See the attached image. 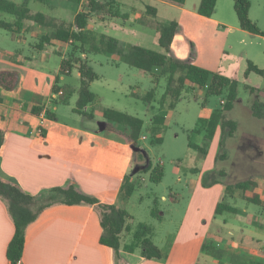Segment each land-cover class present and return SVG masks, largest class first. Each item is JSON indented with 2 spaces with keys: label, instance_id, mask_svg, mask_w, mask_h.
I'll return each mask as SVG.
<instances>
[{
  "label": "crops",
  "instance_id": "crops-1",
  "mask_svg": "<svg viewBox=\"0 0 264 264\" xmlns=\"http://www.w3.org/2000/svg\"><path fill=\"white\" fill-rule=\"evenodd\" d=\"M162 1L167 7L186 12L184 9L185 3L178 5ZM199 3L200 0H198V5ZM249 3V18L258 26L259 19L251 17L252 4L250 0ZM198 5H195L194 11H190L189 13L198 17L201 22L209 21L211 17L203 18L197 14ZM260 6L263 9L261 8L258 14L263 16L264 0H261ZM63 8H69V10L73 11L72 22H65L66 24H73L74 17L79 11L78 4L70 3L67 0H49L48 10ZM143 13L135 14L132 12L129 15H125L128 16L127 20L135 16V21L141 24ZM115 20H100L97 18L96 26H103L106 32H111L109 35H104L115 38L122 45L126 42H122V40L125 41V37L123 38L124 35L120 32H124L125 26L118 24ZM127 20H123V22L126 23L128 22ZM28 22L33 23L31 21ZM214 22L219 27L222 24L216 20ZM94 28L95 26L93 28L90 27L88 19V29L95 34H103L96 33ZM230 29L236 32L240 28L232 25ZM21 31H24V28L17 32L20 33ZM26 31L27 29L25 28ZM240 31L243 30L240 29ZM17 32L15 31L12 34L15 35ZM179 38L178 27L170 51ZM19 41L22 42L21 40ZM55 45L45 46L40 51H37L34 47V51H46L48 47ZM66 47L61 45L60 51H57L61 56V60L64 59L61 50ZM192 54V52L188 51L186 57L176 59L185 60L197 65L196 58ZM111 58L119 61L118 58ZM10 61H15V54L2 55L0 58V71H13L14 66L10 64ZM25 70L27 72H16L18 74V87L20 90L17 97L21 103L16 106L13 104V101L7 100L3 104L9 111L19 112L21 119L4 134V140L0 147V176L15 181L21 189L31 195H38L44 190L73 183L83 193L96 198L101 204H116L123 183V176L126 174L131 176V167L135 156L131 145L115 134L106 131L103 119L101 122L98 120V128L96 129L92 126L71 125L57 118L55 112L58 105H54L52 102L59 95L52 93V87L56 77L59 76V67L52 84L51 79L48 78V84H46L42 77H37V72ZM63 77L60 76L59 81ZM43 82L49 86L45 87L42 85L44 91L39 88V85ZM188 86L193 89L197 88L192 85ZM247 90L249 91V89ZM39 100L43 101V111L39 116H33L29 112L30 107L33 101ZM253 101L250 93V99H247L246 102L248 104L246 106L247 113L252 119L264 122V119H257L252 115L250 107ZM23 103L27 104L26 108L23 107ZM96 103L99 102L95 101L84 109L85 112L92 111V120L80 115L78 116L90 122L96 120V118H102L99 110H95L94 104ZM223 103L224 99L220 101L221 108ZM237 103L239 102L236 99L231 110L223 112V116L227 120H231L236 124V128L232 134H230L228 128L222 130L220 126H217L212 139L207 142V130L204 128H200L201 132L199 131L200 129L198 131L195 130V133L202 135V140L208 143V145L206 148L205 146L196 148L202 161L200 171L193 169L185 171L186 175L188 172L196 177L194 179L188 178L185 184L183 191L187 193V206L179 223L175 227V231L169 235L170 237L164 247H157L153 243L161 252L160 259H143L141 249L138 246L133 248L132 252H127L123 249L124 246L129 245L127 237L130 234L133 235L135 230L129 224V221L128 226L130 231L122 233V246L115 252L111 248L101 245L99 242L102 229L100 225V212L96 206H65L58 204L46 208L27 227L25 231V244L20 259L21 264H264V220L261 217L262 214L257 215V212L262 213V209L264 210V138L261 135L258 137L251 134L245 136V138L235 137L239 126L229 115L235 109ZM207 106V101L204 106L201 105L199 121L202 123H207L213 112L217 111H212ZM173 108H170L168 104L165 107L167 110L164 111L165 114L163 116L167 122H165L163 127L161 126L160 133L156 135V138H159V143L162 141V131L165 127L169 126ZM47 110H50L54 114L53 121L45 119V112ZM43 125H46V128L49 130L48 138L45 141L37 137L39 128ZM258 129V132L264 133L263 125ZM247 130L248 132L250 130V132L257 133L255 129L251 130L249 128ZM227 135L229 140L230 138L233 140L232 147L235 149L237 157H240L238 158L239 164L230 166H240L247 173L243 179L236 181H231V171L227 172L223 167L222 169L217 167L216 157L219 155L221 144ZM216 140L217 148L213 149L212 144L215 143L216 146ZM201 150H204V152H201ZM92 151L94 152L91 160H87L86 157ZM214 151L215 156L213 159ZM209 152H211L210 156ZM207 156L210 158V165ZM225 157H223V166H227L228 164L225 162L227 160ZM220 170H223L225 173V182L227 184L246 180L252 181L255 187H252L246 195L251 196L255 194L259 198V204L255 205L246 201L243 198V194L239 191L235 192L232 196L227 195L224 184H213L212 181L218 179L216 173ZM228 170H230V167H228ZM208 177L209 180L207 179ZM204 181L206 185L203 184ZM169 193L171 202H178L179 198L182 197V195L172 190ZM238 198L242 202L256 207L249 210L247 206H244L241 209L235 203ZM221 199L224 203L233 207L236 212L215 214L216 205L221 202ZM162 201H166V198L162 197ZM218 216L223 217L222 225L216 222ZM150 228L152 229L151 240L153 242L155 229ZM13 233L14 225L12 219L5 202L0 199V264H10L6 257V249L13 237ZM255 259H259L260 261L257 262Z\"/></svg>",
  "mask_w": 264,
  "mask_h": 264
},
{
  "label": "rangeland",
  "instance_id": "rangeland-1",
  "mask_svg": "<svg viewBox=\"0 0 264 264\" xmlns=\"http://www.w3.org/2000/svg\"><path fill=\"white\" fill-rule=\"evenodd\" d=\"M12 1L20 2V0ZM88 1L84 0L83 8H86ZM250 1L252 4L250 15L252 18L257 17L259 19L257 27L264 33V14L263 16L258 14V11L262 8L260 6L261 0ZM32 4L30 7L46 16L57 18L64 23L72 22L73 11L69 8L48 10L40 4ZM164 4L162 0H117L114 8L120 15H129L132 12L135 14L143 13L145 5H149L157 11V16L154 19L155 24L177 22L180 38L167 54L168 57L181 59L186 57L188 51H190L193 53L192 56L196 58L197 65L210 71L220 72L230 80L236 81L238 84L237 101L239 103L236 104L235 109L229 115L239 126L235 137L245 138V136L251 134L258 137L261 135L264 138V133L261 134L257 131L262 125L264 126V122L252 119L246 111L248 105L246 102L247 99H250L251 93L247 89H254L251 93L253 100L257 98L264 101V92L261 91L263 80L253 73L245 77L248 61L260 69L264 68V37L250 35L240 31V29L236 32L231 31L232 25L239 27L233 9V0H217L214 13L210 20L206 22H201L198 17L189 13L194 11L195 5H198V0H186L184 5L186 12L172 9ZM134 18L135 16L131 17L126 23L121 18L115 20L118 24L125 26L124 32H120L123 33V38L125 37V41L122 40V42H126L122 46L137 45L152 51L163 52L158 45L156 31L151 27H145L144 24H138ZM12 20L13 18L10 15L0 13V21L11 23ZM96 20L97 18L94 15H90V27L95 26L94 31L96 33L109 35L111 32H106L103 26H96ZM215 20L222 23L220 27L215 24ZM23 28L24 31L14 35L11 31L0 27V58L2 55L15 54V61H10V64L14 66L13 72H27L25 69L35 71L37 77H42L46 84H48V78L51 79L52 84L61 61V56L57 52L60 51L61 45L48 47L46 51L35 52L34 47L40 37L48 34L49 29L30 22H26ZM25 28L27 29L26 32ZM61 51L63 58L67 59L71 49L66 47ZM79 52L75 53V56L88 63L99 77L88 86L89 90L100 100L99 103L94 104L95 110L109 108L127 113L143 119L145 128L150 126L154 116L165 114L164 111L167 110L165 107L171 101L169 96L164 98L166 91L169 90L168 76H163L159 71H153L152 73L139 71L121 61L113 60L105 54L88 53L80 55ZM44 82L39 85V88L43 91L44 87L42 85L49 87ZM60 84L78 88L80 82L77 70L73 69L69 76H64L60 80ZM149 91H153L154 95L151 103L146 106L142 98ZM225 93L220 97H208L206 99L208 109L212 111L220 110V101L225 98ZM76 100L77 96L73 95L69 98L67 105H58L55 112L57 118L71 125L92 126L97 129L98 120L101 122L102 118L99 117V119L96 118V120L90 122L72 113V109L76 106ZM203 101H205V94L202 89H193L188 85H184L180 98L171 111L169 126L162 131V141L158 143L146 130H143L138 139L140 146L135 150L130 173L132 183L137 188L124 207L127 213L132 216L129 224L133 228H136L138 224H144L155 229L153 243L157 247H164L170 237L169 235L175 231V227L187 206V193L183 190L187 179H194L196 176L188 172L186 175L185 171L191 169L200 171L202 161L196 148L204 146L206 148L208 145L202 140L201 134L195 133V130L198 131L200 128L206 129L203 123L199 121ZM249 128L251 130L255 129L257 133L250 132V130L248 132L247 129ZM143 135L147 138L144 141L141 140ZM189 142H191V147L188 146ZM221 145L219 154L226 156L227 160L225 162L228 163L227 166L230 167V170L227 166H223V158L217 162V167L219 169L223 167L227 172L231 171V181L243 179L247 175L245 170L241 169L240 166H230L239 164L238 158H240L237 157V153L232 147L233 140L231 138L229 140L227 135ZM212 148H217V140L216 146L213 143ZM215 151L212 156L213 159ZM93 152L86 157L87 160H91ZM210 154L211 152H209V156ZM209 156H207L208 160L210 159ZM148 160L153 166L162 165L164 168L163 179L158 184L152 183L149 180L150 172L144 170L147 167ZM207 179L209 180V177ZM170 190L182 195L178 202L170 201ZM162 197H165L166 201H162ZM226 201L228 202V200ZM229 203L233 205L231 201ZM235 203L239 208L247 206L249 210L256 207L242 202L240 198ZM262 211V213L257 212V215L262 214L261 217L264 220V210L262 209ZM222 221L223 217L218 216L216 218V222L220 225H222ZM127 243L134 245V248H136V242L132 234L127 237ZM255 260L260 261L259 259Z\"/></svg>",
  "mask_w": 264,
  "mask_h": 264
},
{
  "label": "trees",
  "instance_id": "trees-1",
  "mask_svg": "<svg viewBox=\"0 0 264 264\" xmlns=\"http://www.w3.org/2000/svg\"><path fill=\"white\" fill-rule=\"evenodd\" d=\"M67 1L75 4L80 2V0ZM116 1L89 0L87 5L88 11L77 13L74 17L73 24H66L55 18L47 17L40 11H35L33 7H30L34 3L47 8L49 7V0H21L20 3L13 2L12 0H0V13L8 14L13 18V22L11 23L0 21V27L13 33L21 30L25 22L31 21L34 24L49 29V33L40 37V40L36 44L35 48L37 51H40L45 46L55 44H61L71 49L69 57L62 59L60 62L59 76L56 77L52 87L53 94L61 92L58 98L53 100L52 104L54 105H67L69 98L76 95L77 100L76 106L72 110L73 113L92 120V111L85 112L84 109L95 101H100L88 87L91 82L97 80L99 77L88 63L76 57L75 53L80 51V55H86L88 53L105 54L113 58H118L119 61L139 71L145 73L159 71L163 76H168L169 90L166 91L164 98L166 96L170 97L171 101L168 104L170 108H173L179 100L185 84L192 85L204 91L205 101L202 103L203 106L208 97H220L226 92L222 108L214 111L209 121L207 123L203 122V125L207 130V142L212 139L217 126H220L222 130L228 128L230 134H232L236 128V124L231 120H227L223 116V112L231 110L236 101L238 84L236 81L230 80L218 72L209 71L185 60L168 57L167 54L170 51L179 27L177 22L172 21L166 24H155L154 19L157 16L156 9L152 6L145 5L141 24L151 27L156 31L158 34V45L163 52L152 51L140 46L123 47L115 38L104 34H95L88 29L90 15H94L100 20L120 18L124 21L127 20V15H120L116 8H114ZM164 1L183 5L186 0ZM216 3L217 0H200L197 14L203 18H210L214 13ZM249 8V0H233V9L238 20L239 28L250 34L264 37V33L250 20ZM73 69H76L79 74V87L74 88L69 85H61L59 77L69 76ZM251 73L262 78L263 87L261 91L264 92V68L260 69L248 61L245 77ZM19 91L18 74L13 71H0V147L3 143L5 132L9 131L21 119L19 112L9 111L3 104L7 100H11L14 105L18 106L21 103L17 97ZM249 91L252 93L254 89L251 88ZM153 95V91H149L143 96L142 100L146 106L151 103ZM26 105V103H23L24 108L27 107ZM43 108V101H33L29 112L33 116H39ZM250 109L255 118L264 119V102L256 98L252 102ZM99 113L105 122L104 129L130 144L133 152L140 146L138 139L143 130L148 131L154 140L158 141L156 135L160 133L161 126L163 127L165 122H167L164 116L157 114L152 118L150 126L145 128L143 119L121 111L101 108ZM45 119L47 121H53L54 114L50 110H47L45 112ZM48 132L49 130L46 128V125L40 126L37 137L45 141L48 138ZM188 146L191 147L190 142ZM201 152H204V150H201ZM223 157L220 154L217 155L216 161H221ZM144 170L145 172H150L149 180L152 183L158 184L161 182L164 172L162 166H153L148 160L147 167ZM216 176L218 179L212 181V183L224 184L227 195L232 196L235 192L239 191L243 194V198L246 201L255 205L259 204V198L255 194L251 196L246 195L252 187H255L252 181L246 180L234 184H227L223 170L218 171ZM130 178L131 176L127 174L123 176V183L118 194L117 203L107 205L101 204L96 198L83 193L73 183L44 190L38 195H31L21 189L15 181L0 176V199L5 202L14 225L13 237L6 249L7 260L10 264H17L20 261L25 244V231L27 227L46 208L58 204L65 206H96L100 212V225L102 229L99 242L101 245L111 248L115 252L118 251L122 246V233L130 231L128 221L131 219V216L127 213L124 206L137 188ZM203 184L206 185V182L204 181ZM224 212L235 213L236 210L221 201L216 205L215 214ZM133 238L136 242L135 245L141 249L143 259L158 260L161 258V252L153 244L151 240V229L147 225L138 224L133 232ZM133 248L134 245L132 244L123 247L127 252H132Z\"/></svg>",
  "mask_w": 264,
  "mask_h": 264
},
{
  "label": "built area",
  "instance_id": "built-area-1",
  "mask_svg": "<svg viewBox=\"0 0 264 264\" xmlns=\"http://www.w3.org/2000/svg\"><path fill=\"white\" fill-rule=\"evenodd\" d=\"M83 2H84V0H80V2L78 3V6H79V11H78V13L79 12H86V11H88V9H87V6H86V8H83ZM59 94H61V92H59L57 95H59ZM141 140H146V136H141ZM17 264H21V262L20 261H18L17 262Z\"/></svg>",
  "mask_w": 264,
  "mask_h": 264
}]
</instances>
